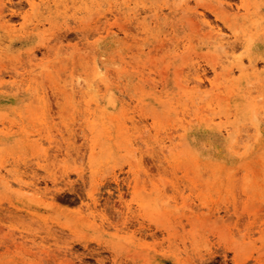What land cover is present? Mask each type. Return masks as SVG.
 Listing matches in <instances>:
<instances>
[{"label":"rangeland","instance_id":"obj_1","mask_svg":"<svg viewBox=\"0 0 264 264\" xmlns=\"http://www.w3.org/2000/svg\"><path fill=\"white\" fill-rule=\"evenodd\" d=\"M0 264H264V0H0Z\"/></svg>","mask_w":264,"mask_h":264},{"label":"bare ground","instance_id":"obj_2","mask_svg":"<svg viewBox=\"0 0 264 264\" xmlns=\"http://www.w3.org/2000/svg\"><path fill=\"white\" fill-rule=\"evenodd\" d=\"M36 3V2H35ZM61 6V5H60ZM223 37V36H222ZM222 37H220L219 38V40L221 41L222 39H224V38H222ZM221 43V42H220ZM222 45H225V44H222ZM222 45H220V47H222ZM232 48H233V46H232ZM222 49V48H221ZM223 55V57H224V54H222ZM221 55V56H222ZM225 56H226V54H225ZM221 59V58H220ZM241 64H242V62H240ZM98 67L96 66V69H97ZM96 74V73H95ZM98 74H100V72H97V74L96 75H98ZM73 79L71 78V80L70 81H72ZM255 81V80H254ZM257 81V80H256ZM68 82V81H67ZM71 83V82H70ZM65 84H69V83H66L65 82ZM252 84V83H251ZM71 85V88L73 89V88H78V89H82V87L84 86H89V81L85 78V77H82L81 75H77V77H76V80H74V83H71L70 84ZM70 85H68V86H70ZM256 85V84H255ZM63 86V85H62ZM62 86H60V87H62ZM67 86V87H68ZM77 86V87H76ZM64 88V87H63ZM89 89H92V88H90V87H88ZM94 88V87H93ZM68 89H69V87H68ZM85 89H87V88H85ZM88 89V90H89ZM94 89H96V88H94ZM63 90V89H62ZM40 91H41V89H40ZM63 91H65V90H63ZM78 91V90H77ZM90 91V90H89ZM92 91H93V89H92ZM253 91V90H252ZM251 91V92H252ZM40 93H42V92H40ZM66 93H67V91H66ZM78 93V92H77ZM94 95H96V94H94ZM94 95H92V96H94ZM96 97V96H95ZM258 97V96H257ZM97 101V100H96ZM108 103H109V101H108ZM255 105H256V103H255ZM253 108V107H252ZM256 114V113H255ZM255 116H257V115H255ZM255 119H257V118H255ZM184 130H185V132L187 131L186 130V128L184 127ZM185 135H186V133H185Z\"/></svg>","mask_w":264,"mask_h":264}]
</instances>
